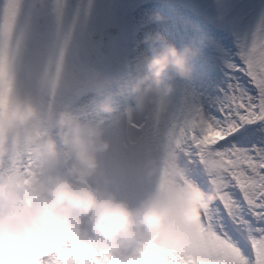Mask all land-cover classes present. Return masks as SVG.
I'll return each mask as SVG.
<instances>
[{"label":"snow or ice","instance_id":"obj_1","mask_svg":"<svg viewBox=\"0 0 264 264\" xmlns=\"http://www.w3.org/2000/svg\"><path fill=\"white\" fill-rule=\"evenodd\" d=\"M167 42L198 50L192 77L177 81L162 119L125 123L130 82ZM60 54L64 84L50 95L44 74ZM11 92L104 119L116 168L135 170L164 145L178 151L193 179L220 191L185 253L264 264V0H0V99ZM209 156L227 165L223 177L201 173ZM110 257L92 253L89 264Z\"/></svg>","mask_w":264,"mask_h":264},{"label":"clouds","instance_id":"obj_2","mask_svg":"<svg viewBox=\"0 0 264 264\" xmlns=\"http://www.w3.org/2000/svg\"><path fill=\"white\" fill-rule=\"evenodd\" d=\"M198 54L192 45L167 42L148 57L128 86L123 121L162 119L177 81L192 77ZM53 63L44 74L50 95L63 87L66 56ZM102 110L114 112L110 104ZM114 147L104 119L71 106L47 107L30 95L0 99V264H62L76 249L81 264L92 253L134 264H199L185 253L188 229L203 223L219 186L193 179L181 154L164 145L133 162L150 186L134 203L109 174ZM201 167L221 178L227 165L209 156Z\"/></svg>","mask_w":264,"mask_h":264},{"label":"rangeland","instance_id":"obj_3","mask_svg":"<svg viewBox=\"0 0 264 264\" xmlns=\"http://www.w3.org/2000/svg\"><path fill=\"white\" fill-rule=\"evenodd\" d=\"M248 78H245L247 80ZM249 87H254V85L249 84ZM223 143V141H221ZM24 158H21L20 163H24ZM183 162V161H182ZM27 163H31V160L28 159ZM108 171L112 179L116 182L121 193L131 200L132 202H137L141 199L148 191L150 186L146 184L142 178V176L136 171L131 169H120L116 168L112 165H107ZM201 173L203 174V170L201 167ZM205 187H209V185H203ZM76 255L67 258L62 264H81L79 256L81 253L78 249L75 250ZM91 258V254H89L88 258L83 262V264H89ZM116 260H121L118 256H111L108 260L103 261V264H114ZM122 261V260H121ZM127 264V261H124ZM61 264V262H58Z\"/></svg>","mask_w":264,"mask_h":264}]
</instances>
